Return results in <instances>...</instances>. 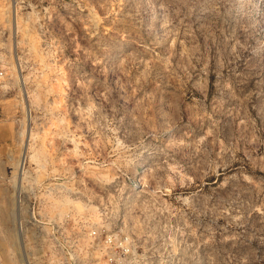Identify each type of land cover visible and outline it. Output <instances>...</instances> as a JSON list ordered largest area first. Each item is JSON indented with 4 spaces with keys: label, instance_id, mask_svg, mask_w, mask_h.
Segmentation results:
<instances>
[{
    "label": "rangeland",
    "instance_id": "1",
    "mask_svg": "<svg viewBox=\"0 0 264 264\" xmlns=\"http://www.w3.org/2000/svg\"><path fill=\"white\" fill-rule=\"evenodd\" d=\"M0 72V264H264V0H0Z\"/></svg>",
    "mask_w": 264,
    "mask_h": 264
},
{
    "label": "built area",
    "instance_id": "2",
    "mask_svg": "<svg viewBox=\"0 0 264 264\" xmlns=\"http://www.w3.org/2000/svg\"><path fill=\"white\" fill-rule=\"evenodd\" d=\"M0 74H2V72H0Z\"/></svg>",
    "mask_w": 264,
    "mask_h": 264
},
{
    "label": "bare ground",
    "instance_id": "3",
    "mask_svg": "<svg viewBox=\"0 0 264 264\" xmlns=\"http://www.w3.org/2000/svg\"><path fill=\"white\" fill-rule=\"evenodd\" d=\"M22 167V166H21Z\"/></svg>",
    "mask_w": 264,
    "mask_h": 264
}]
</instances>
